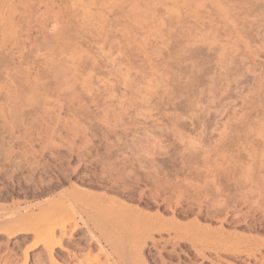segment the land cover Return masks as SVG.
<instances>
[{
  "label": "rangeland",
  "instance_id": "rangeland-1",
  "mask_svg": "<svg viewBox=\"0 0 264 264\" xmlns=\"http://www.w3.org/2000/svg\"><path fill=\"white\" fill-rule=\"evenodd\" d=\"M0 4V264H264V0Z\"/></svg>",
  "mask_w": 264,
  "mask_h": 264
},
{
  "label": "bare ground",
  "instance_id": "bare-ground-1",
  "mask_svg": "<svg viewBox=\"0 0 264 264\" xmlns=\"http://www.w3.org/2000/svg\"><path fill=\"white\" fill-rule=\"evenodd\" d=\"M30 1V0H29ZM54 1V0H53ZM7 2V1H6ZM33 2V1H32ZM50 3H52V2H50ZM5 4V3H4ZM11 4V3H10ZM1 5V4H0ZM9 5V4H8ZM49 5V4H48ZM50 6H52L53 7V5H50ZM13 7V6H12ZM15 7V6H14ZM28 7H29V5H28ZM32 7H33V5H32ZM31 7V8H32ZM51 7V8H52ZM8 8V7H7ZM11 8V7H10ZM15 9V8H14ZM4 10V9H3ZM28 10V9H27ZM49 10V9H48ZM7 11V10H6ZM20 11H21V9H20ZM22 11H23V9H22ZM46 11V13H47V10H45ZM50 11V10H49ZM20 13V12H19ZM22 13V12H21ZM11 14H12V12H11ZM20 15V14H19ZM52 15V14H51ZM18 16V15H17ZM48 16V15H47ZM27 17V16H26ZM15 18V17H14ZM1 19V18H0ZM28 19V18H27ZM31 19H33V18H31ZM26 20V19H25ZM30 20V19H29ZM8 21V20H7ZM35 21H37V20H35ZM3 22V21H2ZM32 23V22H31ZM39 28V27H38ZM39 31V30H38ZM23 32V31H22ZM41 32V31H40ZM5 33V32H4ZM8 35H9V33H7ZM25 34H27V33H25ZM47 34V33H46ZM30 35V34H29ZM45 35V34H44ZM3 36V35H2ZM14 36V35H13ZM37 36V35H36ZM38 39V38H37ZM41 39V38H40ZM5 40V39H4ZM44 40V39H43ZM42 40V41H43ZM5 42V41H4ZM45 42H46V40H45ZM50 43V42H49ZM4 45H5V43H4ZM15 48V47H14ZM18 48V47H17ZM24 49V48H23ZM52 49V48H51ZM53 50V49H52ZM16 51V50H15ZM19 52V51H18ZM22 57V56H21ZM28 57V56H27ZM26 57V58H27ZM24 58V57H23ZM3 61V60H2ZM18 62V61H17ZM30 62V61H29ZM21 63V62H20ZM27 63V62H26ZM18 64V63H17ZM29 64V63H28ZM27 65V64H26ZM19 66V65H18ZM21 67V66H20ZM40 67V66H39ZM48 68V67H47ZM5 69V68H4ZM40 69H42V68H40ZM38 70V69H37ZM42 70H44V69H42ZM15 71V70H14ZM46 71H47V69H46ZM40 72V71H39ZM44 73H45V71H44ZM47 74V73H46ZM7 77V76H6ZM19 77V76H18ZM42 78V77H41ZM2 79V78H1ZM2 80H4V79H2ZM19 81V80H18ZM44 86V85H43ZM44 88V87H43ZM15 92V91H14ZM21 92V91H20ZM21 94V93H20ZM109 197V196H108ZM57 205V204H56ZM56 205H55V207H56ZM51 207H50V209L51 208H53V203L50 205ZM58 207V206H57ZM61 208H63V207H61ZM135 208V207H134ZM129 209V208H128ZM127 209V210H128ZM61 210V209H60ZM126 213H128V212H126ZM144 216V215H143ZM146 217V216H145ZM148 217V216H147ZM151 218V217H150ZM234 218V217H233ZM21 219V218H20ZM226 219V218H225ZM158 220V219H157ZM160 220V219H159ZM166 220H167V218H166ZM22 221V220H21ZM29 221V220H28ZM161 221H164V220H162L161 219ZM169 221H170V219H169ZM196 221V220H195ZM20 222V221H19ZM147 222H148V220H147ZM172 222H173V220H172ZM175 222H176V220H175ZM191 222V220L189 221V225L191 224L190 223ZM53 223V222H52ZM152 223H154V221L152 222ZM157 223V222H156ZM158 223H159V221H158ZM165 223V222H164ZM179 223V222H178ZM177 223V224H178ZM186 223H188V222H186ZM29 224V223H28ZM28 224L27 223H24L23 224V226H20V227H17L14 231L12 230V232H10V231H8L9 233H8V235L9 236H11V237H13V236H16V235H21V234H26V233H30V232H32V233H36V230L34 229L37 225H35V226H31L30 224H29V226H28ZM51 224V223H50ZM55 224V225H54ZM54 224H52L53 225V228H52V225H50V228L52 229V231L55 229V227H58V228H61V229H64L65 228V223L63 222V223H54ZM168 224V223H167ZM169 224H171V222H169ZM173 224V223H172ZM25 225H27V226H25ZM144 225V224H143ZM164 225V224H163ZM166 225V224H165ZM174 225V224H173ZM172 225V226H173ZM181 225V224H180ZM185 225V224H184ZM195 225V224H194ZM151 226V225H150ZM154 226V225H153ZM156 226V225H155ZM161 226V225H160ZM190 226H192V225H190ZM201 226V225H200ZM215 226V225H214ZM31 227V228H30ZM143 227V226H142ZM162 227H164V226H162ZM162 227H158V228H162ZM166 227V226H165ZM170 227V226H169ZM182 227H183V225H182ZM195 227V226H194ZM194 227H192L193 229H194ZM196 227H198V226H196ZM145 228H146V226H145ZM151 228V227H150ZM156 228V227H155ZM183 228H186V226H184ZM182 228V229H183ZM57 229V228H56ZM164 229V228H163ZM167 229H168V227H167ZM188 229V228H187ZM200 229H206V227H203V228H200ZM143 230V229H142ZM180 230V229H179ZM208 230V229H207ZM214 230V233H217V234H220V233H223V234H220V235H224L225 233H226V235H227V232H225L221 227L219 228H217V229H213ZM7 231V230H6ZM51 231V232H52ZM157 231V230H156ZM161 232V231H160ZM180 232V231H179ZM196 232V231H195ZM199 232V231H198ZM209 232H210V229H209ZM212 232V231H211ZM237 232V231H236ZM50 233V232H49ZM159 233V232H158ZM202 233V232H201ZM205 233H207V231L205 232ZM53 234V233H52ZM66 234V233H65ZM194 234V233H193ZM208 234V233H207ZM49 235H51V233L49 234ZM64 235V234H63ZM203 235H204V233H203ZM138 236V235H137ZM225 236V235H224ZM245 236V235H244ZM68 237V236H67ZM213 237H214V235H213ZM219 237V236H218ZM221 237V236H220ZM226 237V236H225ZM227 237H228V235H227ZM234 237V236H233ZM56 238V239H55ZM224 238V237H223ZM250 238V237H249ZM255 238V237H254ZM48 239H50V240H48L49 241V243L50 242H54L53 244H52V246H50L49 245V243H48V246L49 247H47V253H48V256H49V259H50V261L51 262H55V258H54V255H53V251H54V248L55 247H62L63 245H64V243L62 244V237H59V238H57L56 237V235H51V238H50V236L48 237ZM55 239V240H54ZM160 239V238H159ZM213 239V238H212ZM54 240V241H53ZM147 240V239H146ZM99 241V240H98ZM212 241V240H211ZM244 241V240H243ZM215 243V242H214ZM102 245V244H101ZM47 246V245H46ZM31 247H33L34 248V246H30V248ZM104 247V246H103ZM32 249V248H31ZM217 252V251H216ZM225 252V251H224ZM25 255H27L26 253H25ZM140 255V254H139ZM25 259H27V257H25ZM146 264V263H145Z\"/></svg>",
  "mask_w": 264,
  "mask_h": 264
}]
</instances>
